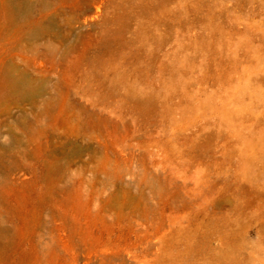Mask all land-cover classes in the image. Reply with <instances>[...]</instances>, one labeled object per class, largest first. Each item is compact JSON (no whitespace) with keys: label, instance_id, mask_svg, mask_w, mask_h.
I'll return each mask as SVG.
<instances>
[{"label":"rangeland","instance_id":"rangeland-1","mask_svg":"<svg viewBox=\"0 0 264 264\" xmlns=\"http://www.w3.org/2000/svg\"><path fill=\"white\" fill-rule=\"evenodd\" d=\"M10 66L0 264H264V0H0Z\"/></svg>","mask_w":264,"mask_h":264},{"label":"bare ground","instance_id":"bare-ground-1","mask_svg":"<svg viewBox=\"0 0 264 264\" xmlns=\"http://www.w3.org/2000/svg\"><path fill=\"white\" fill-rule=\"evenodd\" d=\"M16 63V62H15ZM17 68H14L13 66H10L8 68H5L6 71V77L3 81V96L0 98L1 100L9 101L10 97H16L18 100H33L35 92L32 89L28 88V81L25 80L20 73H16ZM32 86V85H31ZM57 89V88H56ZM54 90V89H53ZM58 91V90H57ZM38 93V91L36 92ZM40 93V92H39ZM58 93V92H57ZM57 95V94H56ZM43 98V97H42ZM16 100V99H15ZM20 102V101H19ZM1 103V102H0ZM3 103V102H2ZM7 104V103H6ZM24 104V103H23ZM16 106V105H15ZM9 107V106H8ZM19 107V106H18ZM12 109V108H11ZM45 109V108H44ZM51 109V108H50ZM7 110V109H6ZM10 112V111H9ZM48 113V112H47ZM26 114V113H25ZM40 114V113H39ZM52 115V114H51ZM21 116V115H20ZM54 116V115H53ZM34 117V116H33ZM3 121V120H2ZM27 121V120H26ZM76 121V120H75ZM74 121V122H75ZM33 122V121H32ZM34 123V122H33ZM32 123V125H33ZM38 123V122H37ZM67 123V122H66ZM78 123V122H75ZM36 125V124H35ZM45 125V124H44ZM8 126V125H7ZM43 126V125H42ZM60 126V125H59ZM12 127V126H10ZM19 127V126H18ZM71 127V126H70ZM18 129V128H17ZM79 129V128H78ZM13 130V129H12ZM31 130V128H30ZM82 131V130H81ZM21 132V131H20ZM41 134H43V128L39 130ZM33 138V136H32ZM50 140V139H49ZM42 141V140H41ZM37 143V142H36ZM44 146V145H43ZM3 158V157H2ZM4 162V161H3ZM4 166V165H3ZM46 176L50 178L51 180L53 175H55L56 181H59V178L57 177V171L52 168V166L46 167ZM8 175V174H7ZM62 175V174H61ZM7 185V184H6ZM46 196V195H45ZM48 197V196H47ZM51 198V197H50ZM56 205V203H55ZM56 207V206H55ZM54 207V209H55ZM48 209V208H47ZM41 215V214H40ZM43 220V219H42ZM92 228V227H91ZM93 230V229H92ZM90 232V230H89ZM93 232V231H91ZM34 233V232H33ZM94 233V232H93ZM96 233V232H95ZM3 237V236H2ZM105 238V237H104ZM1 240V239H0ZM8 241V240H7ZM77 243V242H76ZM14 245V244H13ZM58 245V244H57ZM77 245V244H76Z\"/></svg>","mask_w":264,"mask_h":264}]
</instances>
